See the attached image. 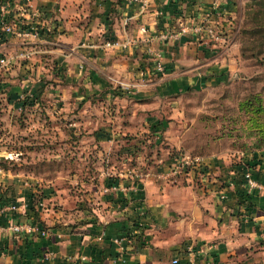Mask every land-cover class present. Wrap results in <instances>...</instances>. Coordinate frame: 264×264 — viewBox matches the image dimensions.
<instances>
[{"label": "crops", "instance_id": "obj_1", "mask_svg": "<svg viewBox=\"0 0 264 264\" xmlns=\"http://www.w3.org/2000/svg\"><path fill=\"white\" fill-rule=\"evenodd\" d=\"M0 4H6L7 16L19 20L23 29L37 32L36 37H20L0 30V51L12 53L6 57L11 67L16 64L0 76V85L11 84L5 92L14 94L19 91L16 86L22 84V90L31 84L15 78L29 67L18 59L32 61L44 53L55 65L54 87L59 88L58 100L63 104L65 99L117 101L114 92L131 97L135 104L134 112L23 109V116L39 123L36 132L47 134V121L55 118L63 126H56L54 135L62 131L71 135L77 149L88 145L89 163H113L121 169L80 176L79 181H100V187L91 186L65 210L66 206L53 209L35 202L24 183L31 179L28 174L0 168V227L30 223L47 232L1 230L0 264H264V190L248 191L243 178L248 172L264 186V148H226L197 156V167L170 173L174 156L151 153L144 162L137 147L145 145L138 136L146 131L150 150L160 144L186 148L185 112L176 108L171 96L200 83L229 81L235 69L230 52L238 28L235 0H144L142 7L125 0H0ZM199 20L216 23L225 42L204 44L193 32L175 41L153 38L178 21ZM106 37L134 39V43L110 49L91 45ZM155 54L162 73L153 69ZM14 81L17 85L12 86ZM42 91L36 92L39 99L47 98L46 89ZM160 98L166 104L159 108ZM65 118L70 127L62 123ZM96 118L113 121L97 126ZM43 141L48 148L47 138ZM9 151L7 161L15 162V147ZM128 159L142 172L137 193L124 189L130 183L127 169L132 166L124 167ZM11 204L17 206L15 210L4 208Z\"/></svg>", "mask_w": 264, "mask_h": 264}, {"label": "rangeland", "instance_id": "obj_2", "mask_svg": "<svg viewBox=\"0 0 264 264\" xmlns=\"http://www.w3.org/2000/svg\"><path fill=\"white\" fill-rule=\"evenodd\" d=\"M258 1L235 0L238 4V34L230 51L234 57L235 69L230 75L229 82L219 85L200 83L176 96H171L177 104L176 108L185 112V122L189 129L182 138L186 148L175 150L160 144L150 150L146 146V140L150 139V135L144 131L138 136V142L143 139L145 145H137L138 154L144 156V162L149 160L151 153L154 156L167 153L169 157L202 156L226 148L240 149L241 146L255 147L264 144V134H260L264 132V27H261L259 23H264V16L257 13ZM0 54L6 57L12 53L4 49L0 51ZM36 55L37 58L32 61L26 57L23 59L17 57L19 58L17 63L23 60V64L25 62L29 64L24 73H18L15 77L18 81L24 78L25 80L21 81L31 83L27 88L21 90L22 84L20 87L16 86V90L19 91L13 94V91L5 92L8 89L11 90L9 88L11 84L0 85V108L4 109L3 112L0 111V160L5 169L11 171L16 169L21 174L25 173L31 177L24 183L31 190L35 202L42 201L43 205L53 209L66 206L67 208L64 207V209L68 210L73 203L77 202L76 199L79 196L87 194L88 188L94 187L95 184L96 188L100 187V181H79L80 176L100 170L109 172V170L121 168L113 163L104 165L101 161L96 165L89 163L91 152L88 145L84 149H77L72 143L71 135L63 131L61 134L54 135V128L63 126L55 118L47 121L49 128L47 134L36 132L35 128L39 126L37 125L39 123L31 122L30 115L23 116V109H33L36 112H134L135 108L131 107L135 104L129 101L131 97L116 92L114 93L118 98L117 101L93 100L80 103L76 100L67 102L65 99L63 104L61 100H58L59 94L61 95L60 91L57 92L59 88L54 87L53 79L56 77V69L53 61H50L49 57L46 58L47 54ZM11 63L9 59L7 69L1 68L3 70L0 71V76L3 72L7 74L16 66L12 64L11 67ZM232 74L235 76L232 77ZM39 81L42 84L36 85ZM15 85H17L16 81L12 86ZM40 88L43 91L46 89L47 98L39 99L36 92ZM164 99L160 98L159 108L166 104ZM21 102H25L24 107ZM168 106L163 107V110L167 111ZM144 112L150 111L144 110ZM63 120L65 121L62 123L66 126L71 123L66 121L67 118ZM110 120L113 121V118H96V123L95 121L91 123L99 126L111 124ZM117 120L114 118V122ZM82 122L89 124L87 120ZM132 136L136 138V135ZM46 138L48 148L43 147V140ZM10 146L15 147L17 155L15 162H8L6 159L9 155L11 156ZM27 146H30V149H27ZM99 149L102 150V147ZM103 152L102 150L101 153ZM12 156L14 157V154ZM132 161L133 159H128V166L124 167L132 166ZM128 162L131 164L129 165ZM75 176L78 177L75 178Z\"/></svg>", "mask_w": 264, "mask_h": 264}, {"label": "built area", "instance_id": "obj_3", "mask_svg": "<svg viewBox=\"0 0 264 264\" xmlns=\"http://www.w3.org/2000/svg\"><path fill=\"white\" fill-rule=\"evenodd\" d=\"M125 1L139 3L141 7L144 5V0H125ZM6 11H7L6 4H0V30L3 34H14L20 37H27V35H31L32 37H36L37 32L31 27L27 29H23V27H21V22H19V20L16 19L13 20L12 18L6 19L8 14V12ZM4 12H6L5 15H3ZM140 30L142 33L144 32V28H141ZM189 32H193L197 34V36L201 40H203L204 44H209L219 41L225 42L226 39L223 31L219 28V26L216 23L207 20L190 21V22L178 21L171 28L158 32L156 35L153 36V38L157 41H175ZM133 43H134V39L123 38L121 40H114V41L102 40L98 43H92L91 45H96L97 47L102 49L103 48L110 49V48H127ZM158 57H159L158 54H155L153 57L155 59L153 61V69L158 73H162L163 66L162 63L159 61ZM8 62H9V58L0 57V67H6L8 65ZM199 161L200 158L197 156H188V155L174 156L173 165L171 166L172 168H170V173H175L177 169L180 170L185 167H190V166H192L193 168L197 167ZM127 170H129L127 178L128 180H130V183L124 189H128L134 193L140 188L138 177L142 174V172L136 166H132ZM243 178H244L245 187L248 191L251 189L264 190V186L261 183H258L255 180H253L248 172H245L243 174ZM112 187L116 188V186H112ZM16 207L17 206L14 204L4 206V208L8 210H15ZM3 229H8L13 233H26V234L36 233L40 235H45L47 233L46 230L38 227L37 224H30V223L12 222L6 225L5 227L2 226L0 227V231Z\"/></svg>", "mask_w": 264, "mask_h": 264}, {"label": "trees", "instance_id": "obj_4", "mask_svg": "<svg viewBox=\"0 0 264 264\" xmlns=\"http://www.w3.org/2000/svg\"><path fill=\"white\" fill-rule=\"evenodd\" d=\"M258 5H259V10H258V14H262L263 16H264V0H259L258 1ZM10 19V17L9 16H7V18L6 19ZM260 23V26L261 27H264V23L263 22H259ZM238 34V28H237V32H236V35ZM103 40H109V41H114L115 40V37H106V38H104ZM227 82H229V81H227ZM21 104H22V106H24L25 105V102H21ZM260 134H264V132H261ZM264 148V144L263 145H260V146H258V145H256L255 147H244V146H241V150H246V149H253V150H257V149H263ZM1 162H0V168H3V169H5L4 168V166H3V162H2V160H0ZM113 184V183H112ZM140 189L141 188H139L136 192H134V193H137V192H139L140 191Z\"/></svg>", "mask_w": 264, "mask_h": 264}]
</instances>
